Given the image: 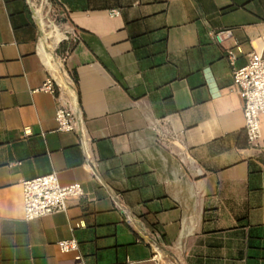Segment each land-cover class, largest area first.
Here are the masks:
<instances>
[{"label": "crops", "instance_id": "1", "mask_svg": "<svg viewBox=\"0 0 264 264\" xmlns=\"http://www.w3.org/2000/svg\"><path fill=\"white\" fill-rule=\"evenodd\" d=\"M45 6L0 0V264H158L149 238L159 264H264V116L251 146L225 58L264 55V0ZM61 104L82 143L55 130ZM53 172L83 195L24 220L22 181Z\"/></svg>", "mask_w": 264, "mask_h": 264}, {"label": "built area", "instance_id": "2", "mask_svg": "<svg viewBox=\"0 0 264 264\" xmlns=\"http://www.w3.org/2000/svg\"><path fill=\"white\" fill-rule=\"evenodd\" d=\"M111 15L118 14L111 10ZM230 30L210 33L217 40L223 34L229 35ZM65 56V55H63ZM225 58L231 70V76L239 95L242 98V114L247 143L258 146L261 139V117L264 116V55L252 51L244 65H237V53L234 49L225 50ZM41 89L54 94L61 89L59 83L49 74ZM56 131L72 132L79 136L82 143L84 128L79 109H73L68 104H61L55 110ZM23 219L30 221L57 211H65L67 201L83 195L79 183L61 184L56 173H48L21 183ZM152 250V259L156 263L161 261V248L153 239H148ZM62 252L76 251V239L69 238L57 242ZM79 258V256L77 257Z\"/></svg>", "mask_w": 264, "mask_h": 264}, {"label": "rangeland", "instance_id": "3", "mask_svg": "<svg viewBox=\"0 0 264 264\" xmlns=\"http://www.w3.org/2000/svg\"><path fill=\"white\" fill-rule=\"evenodd\" d=\"M43 2H44V4L46 5L44 10H45V12H47V17H48L49 21L52 23V22H54L55 17H54V15L52 14L51 10L48 9V7H50V6H49V5H50V2H49L48 0H43ZM55 21H56V20H55ZM47 30H49V28H48ZM55 52L59 53V52H58V48H55Z\"/></svg>", "mask_w": 264, "mask_h": 264}, {"label": "trees", "instance_id": "4", "mask_svg": "<svg viewBox=\"0 0 264 264\" xmlns=\"http://www.w3.org/2000/svg\"><path fill=\"white\" fill-rule=\"evenodd\" d=\"M48 1L51 2V3H53V0H48ZM59 41H60V39H57L55 41L54 46H56ZM60 47H61V50L59 51L60 54H65V52L68 51L69 48H70V46H67V45L64 46V45H62V43L60 44V46L58 48H60Z\"/></svg>", "mask_w": 264, "mask_h": 264}, {"label": "bare ground", "instance_id": "5", "mask_svg": "<svg viewBox=\"0 0 264 264\" xmlns=\"http://www.w3.org/2000/svg\"><path fill=\"white\" fill-rule=\"evenodd\" d=\"M40 6H38V7H36V8H34V13H35V11H39L40 10ZM36 14V16H37V13H35ZM41 29H42V27H41ZM50 67H51V69H52V71L55 69V63H53L52 62V64L50 65ZM54 76V78L56 79V77H55V75H53ZM52 76V77H53ZM57 80V79H56ZM58 81V80H57ZM59 82V81H58ZM60 83V82H59Z\"/></svg>", "mask_w": 264, "mask_h": 264}]
</instances>
